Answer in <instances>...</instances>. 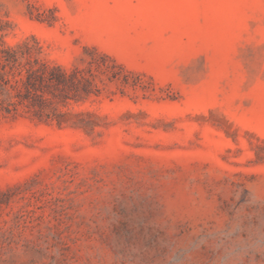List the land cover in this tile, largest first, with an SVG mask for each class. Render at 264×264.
<instances>
[{"label": "rangeland", "instance_id": "1", "mask_svg": "<svg viewBox=\"0 0 264 264\" xmlns=\"http://www.w3.org/2000/svg\"><path fill=\"white\" fill-rule=\"evenodd\" d=\"M0 264H264V0H0Z\"/></svg>", "mask_w": 264, "mask_h": 264}, {"label": "trees", "instance_id": "2", "mask_svg": "<svg viewBox=\"0 0 264 264\" xmlns=\"http://www.w3.org/2000/svg\"><path fill=\"white\" fill-rule=\"evenodd\" d=\"M45 70L46 73H45ZM75 76L67 74L58 66L48 67L42 65L41 68H28L26 77L22 80V85L27 94L33 96H42L39 91H42V87L52 86L58 88L59 85H63L65 80L74 81Z\"/></svg>", "mask_w": 264, "mask_h": 264}]
</instances>
